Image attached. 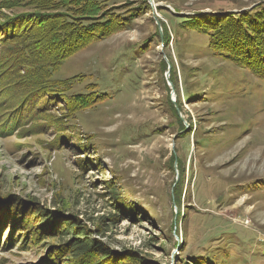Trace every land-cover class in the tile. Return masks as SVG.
<instances>
[{
  "label": "rangeland",
  "instance_id": "obj_1",
  "mask_svg": "<svg viewBox=\"0 0 264 264\" xmlns=\"http://www.w3.org/2000/svg\"><path fill=\"white\" fill-rule=\"evenodd\" d=\"M104 19L71 51L64 25ZM244 22L264 0H0V264H264ZM68 220L108 259L67 257Z\"/></svg>",
  "mask_w": 264,
  "mask_h": 264
},
{
  "label": "trees",
  "instance_id": "obj_2",
  "mask_svg": "<svg viewBox=\"0 0 264 264\" xmlns=\"http://www.w3.org/2000/svg\"><path fill=\"white\" fill-rule=\"evenodd\" d=\"M8 5L10 7V3ZM249 18H251V16ZM108 22L109 20L104 19L89 20L88 22H84L82 24H76L75 21L73 22L70 20V22L63 27L70 29L68 30V37L71 35V38L73 37V41L75 42L71 51L78 49V46L82 43L85 45L89 40L93 39L95 34L99 33L101 38L107 37L108 33L106 32L113 30V28H111L112 26L110 27L107 25ZM244 24H247L250 28H244V31L239 29L237 34L233 33L234 36L231 38L233 41L231 42L230 40H227L225 43H229L230 47L233 48V55L235 59L243 64H246L254 70L255 74L262 75V78L264 79V22H257L255 25L248 22H244ZM262 29L263 31H261ZM228 35L225 39H228ZM252 38H255V42L258 41L259 44L252 43ZM63 41H65V39L62 40V42ZM223 53L229 57L227 52ZM112 218L114 221L116 215L113 214ZM62 228V238H67L69 240V243L66 245V249L69 253L67 257L79 260L80 258L82 259L83 255H87V259H90V257H96L103 261L108 259V252L91 240V235H87L84 227L68 220L63 223ZM65 261L69 260L66 259Z\"/></svg>",
  "mask_w": 264,
  "mask_h": 264
}]
</instances>
